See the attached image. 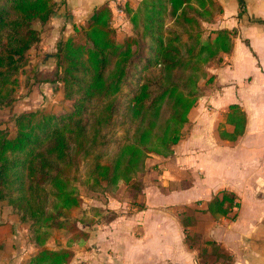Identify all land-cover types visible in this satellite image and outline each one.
Instances as JSON below:
<instances>
[{"label": "trees", "instance_id": "trees-1", "mask_svg": "<svg viewBox=\"0 0 264 264\" xmlns=\"http://www.w3.org/2000/svg\"><path fill=\"white\" fill-rule=\"evenodd\" d=\"M55 4L0 0V105L12 100L19 75L28 74L30 49L41 41L34 23L46 24ZM116 8L109 1L96 6L83 26H74V36L56 43L53 76L44 81L61 83L67 110H26L15 116L12 132L0 129V201L29 222L36 247L23 264L70 263V247L45 243L49 228L69 230L71 241L89 236L61 218L64 210L80 205L75 183L81 160H88L81 183L90 191L112 193L120 183L139 191L143 184L135 181L147 171V158L172 152L182 137L189 112L203 94L200 81L213 79L207 66L232 49L234 31L204 26L221 12L214 0H127L123 10L131 33L121 41L113 25ZM125 87L123 112L135 128L113 141L107 157L104 130ZM226 122L234 129L224 138L235 140L244 132L246 118L237 104L229 106ZM237 205L235 195L223 190L207 210L225 216ZM218 249L213 245L212 253L228 259Z\"/></svg>", "mask_w": 264, "mask_h": 264}, {"label": "crops", "instance_id": "crops-1", "mask_svg": "<svg viewBox=\"0 0 264 264\" xmlns=\"http://www.w3.org/2000/svg\"><path fill=\"white\" fill-rule=\"evenodd\" d=\"M108 1L120 2L65 0L42 33L45 56L51 57L47 48L61 34L69 35L73 24L83 26ZM214 1L221 12L204 26L234 31L230 53L207 66L213 79L200 81L203 94L173 151L148 158L153 166L141 176L142 200L128 199L123 183L105 193L108 219L86 229L87 239L63 245L74 251L68 264H264V0ZM124 17L116 18L121 23ZM124 25L125 36L131 33L128 19ZM232 104L246 118L235 140L222 135L234 129L226 122ZM223 190L238 205L225 216L213 215L207 203ZM130 202L143 207L130 208ZM17 226L0 240V264H23L36 249ZM213 245L228 259L212 253Z\"/></svg>", "mask_w": 264, "mask_h": 264}, {"label": "rangeland", "instance_id": "rangeland-1", "mask_svg": "<svg viewBox=\"0 0 264 264\" xmlns=\"http://www.w3.org/2000/svg\"><path fill=\"white\" fill-rule=\"evenodd\" d=\"M56 2L55 9L58 8L62 3L60 0H54ZM117 2V1H116ZM114 2L116 8V17L125 15L124 13V5L126 0H120V2ZM134 4V2H133ZM118 9L122 10L118 12ZM68 16V15H67ZM115 17L113 25L116 31V36L118 40H121L126 32L124 28L128 25H124V22H127V18L124 17V21L120 23V20ZM49 21V20H48ZM47 21V23H48ZM46 23V24H47ZM41 25L39 22L34 23L35 28H37L42 33L47 31V25ZM75 24H73L72 29L74 30ZM81 27V26H80ZM123 27V28H122ZM73 30L68 35L67 33L61 34V39H66L69 36H74L75 31ZM56 46V45H55ZM50 52H53L51 57H46L44 50H41L39 45L30 49L29 52V62L26 65V68L29 70L28 74H20L21 84L17 87L13 93L12 100L7 104L0 105V129L13 131L14 128V118L17 114L26 111V110H35L37 108H44L47 111L53 113H61L67 110V102L63 99V94L61 90V83H51L44 81L45 79L52 78V70L54 68L55 59L53 54L56 50V47L51 45V48H47ZM54 49V50H52ZM41 50V51H40ZM38 68L41 69L39 72ZM35 69L37 70L36 73ZM46 83L48 87L41 88L42 83ZM204 88V87H203ZM128 93L127 87L123 89V92L118 95L117 98V109L114 114V118L112 120V124L110 127H107L104 132L106 134L107 143L105 146L101 147L102 150L105 151V155L110 157L112 154V145L113 141L116 140L119 136L123 135L125 130L133 131L135 126L129 122L124 115L123 108L125 106L126 94ZM105 148V149H104ZM150 157V156H149ZM148 157V158H149ZM147 158V171L150 167H152V163ZM88 166V160L83 159L80 163V173H79V181L75 184L79 189L80 194V205L76 208L64 210L62 219H65L66 222L74 223L76 226L86 230L90 229L92 225L95 223H99L102 219H108V212L104 214L103 208V197L105 193L100 192H92L84 186L81 181L85 178V172ZM145 174V173H144ZM141 183V175L140 178L136 179L135 185ZM124 184V183H123ZM143 184V181H142ZM126 186L124 192L128 199L131 200H142L140 191L136 190L134 185H123ZM143 187V185H142ZM119 189V187H118ZM117 189V190H118ZM116 190V191H117ZM115 191V192H116ZM115 192H112L115 193ZM111 194V193H107ZM97 203H96V202ZM139 203L130 202V208H138ZM141 204V203H140ZM126 210V208H125ZM14 225H18L17 227L20 230V233L29 236L28 226L29 222H22L19 219V216L16 212L12 211L10 206L6 201H0V240L6 238L10 233H14ZM27 228V231L25 229ZM48 236L46 240V246L53 248L55 246H63L68 245L71 241L72 233L64 228H49L47 229ZM30 240V236H29ZM31 241V240H30ZM3 249V248H1Z\"/></svg>", "mask_w": 264, "mask_h": 264}, {"label": "built area", "instance_id": "built-area-1", "mask_svg": "<svg viewBox=\"0 0 264 264\" xmlns=\"http://www.w3.org/2000/svg\"><path fill=\"white\" fill-rule=\"evenodd\" d=\"M115 2V1H114ZM117 3V2H116ZM122 10L118 9V12H121Z\"/></svg>", "mask_w": 264, "mask_h": 264}]
</instances>
